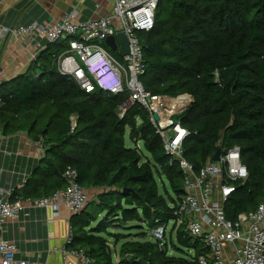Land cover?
<instances>
[{
  "label": "trees",
  "instance_id": "obj_1",
  "mask_svg": "<svg viewBox=\"0 0 264 264\" xmlns=\"http://www.w3.org/2000/svg\"><path fill=\"white\" fill-rule=\"evenodd\" d=\"M139 38L144 88L193 97L178 116L190 132L185 158L199 169L218 148L238 145L248 177L236 184L224 209L230 219L254 210L264 198V0H160L153 29ZM66 47V40L48 43L24 73L0 82L2 133L25 132L43 145L39 166L12 200L54 194L66 186L63 172L72 166L85 189L105 191L71 216L69 247L85 249L93 264H199L206 248L183 226H173L162 244L144 240L150 228L175 220L184 195L182 171L176 160L169 163L150 113L136 102L120 117L127 92L88 93L61 75L55 57ZM127 130L144 151L126 146ZM128 222L139 232L119 236L109 230ZM104 234L115 244L128 239L118 262Z\"/></svg>",
  "mask_w": 264,
  "mask_h": 264
},
{
  "label": "built area",
  "instance_id": "obj_2",
  "mask_svg": "<svg viewBox=\"0 0 264 264\" xmlns=\"http://www.w3.org/2000/svg\"><path fill=\"white\" fill-rule=\"evenodd\" d=\"M3 1V0H0ZM110 14L104 17L78 20L77 13L83 0H74V9L52 23L31 22L15 27H0V44L11 38L13 41L36 43L38 38L48 43L66 40L67 47L55 57L58 72L74 80L86 92L101 90L117 95L127 92L128 97L119 107L123 117L134 103L141 104L150 113L151 122L161 137L163 147L183 174V197L177 201L175 220L165 226L148 230L155 239L164 242L173 226H183L193 241L202 242L206 251L198 257L199 264H264V198L254 210L239 213L235 219L226 215L224 206L236 192L237 183H243L248 170L243 162L241 148L234 145L221 151L220 160H207L196 169L184 156V139L190 134L178 116L192 104V95L177 97L151 94L142 82L146 60L139 33L153 29L160 0H108ZM96 4V7H99ZM123 33L128 41V53L120 54L121 45L112 50L106 39ZM41 46V45H39ZM41 48L40 50H44ZM182 103L173 107V102ZM157 114L158 120L154 119ZM72 127L76 126V118ZM2 131L0 130V137ZM139 141L136 148L140 149ZM66 186L50 196L25 198L22 195L12 200L14 189L0 186V231L8 220L17 219L25 206L52 209L59 215L64 205L71 215L79 213L89 202L85 188L78 182V171L68 166L63 172ZM22 182L20 190L25 185ZM169 224L170 228H169ZM73 241V229L68 228L65 244L61 248L63 264H93L83 248L69 247ZM192 255L194 251L190 249ZM18 247L13 241L0 236V264H49L17 257Z\"/></svg>",
  "mask_w": 264,
  "mask_h": 264
},
{
  "label": "crops",
  "instance_id": "obj_3",
  "mask_svg": "<svg viewBox=\"0 0 264 264\" xmlns=\"http://www.w3.org/2000/svg\"><path fill=\"white\" fill-rule=\"evenodd\" d=\"M96 4L100 6L96 7ZM73 9L74 0H3L0 1V27H15L18 24H29L34 21L52 23L66 13L72 12ZM110 10L111 3L108 0H83L79 6L77 19L104 17L110 14ZM47 44L48 42L43 38H38L34 44H28L25 40L16 42L11 38L2 42L0 44V82L11 80L24 73L33 59L35 60L42 51L40 47L46 48ZM42 150V142L33 141L25 132L2 133L0 186L5 189L19 190L21 183L26 181L39 166ZM85 190L91 201L97 200L98 195L104 192L105 188L90 187ZM0 198L5 197L0 195ZM71 216L64 205H61L58 216L53 215L52 209L25 206L17 219L8 220L3 224L0 236L15 242L19 258L49 264H63L61 248L65 244ZM130 233L138 232L130 230L121 234L129 235ZM125 240L115 244L114 239H108L116 262L120 260V248ZM144 240L154 241V238L146 233ZM187 252L192 255L189 250ZM168 254L176 255L177 253L169 249Z\"/></svg>",
  "mask_w": 264,
  "mask_h": 264
},
{
  "label": "water",
  "instance_id": "obj_4",
  "mask_svg": "<svg viewBox=\"0 0 264 264\" xmlns=\"http://www.w3.org/2000/svg\"><path fill=\"white\" fill-rule=\"evenodd\" d=\"M120 43L121 45V49H120V54L121 55H125L128 53V41H127V38L126 36L123 34V33H119L116 37L115 36H110L106 39V44L114 51L117 50V41ZM46 49V48H45ZM44 49V50H45ZM43 51V50H42ZM154 119L155 120H158V116L157 114H154ZM221 151L222 149L221 148H218L214 157H213V160L214 161H219L220 160V155H221Z\"/></svg>",
  "mask_w": 264,
  "mask_h": 264
},
{
  "label": "rangeland",
  "instance_id": "obj_5",
  "mask_svg": "<svg viewBox=\"0 0 264 264\" xmlns=\"http://www.w3.org/2000/svg\"><path fill=\"white\" fill-rule=\"evenodd\" d=\"M34 60V59H33ZM24 72V71H23ZM128 132H129V130H127V133H126V135H125V144H126V146L127 147H135L136 146V143L129 137V135H128ZM139 147L141 148V149H143V145H142V142L141 141H139ZM143 151H144V149H143ZM144 154L145 155H148L146 152H144ZM132 224H134L133 222H128V223H125V224H121V225H118V224H116V225H112L111 227H110V231L112 232V233H114V234H118L119 236H122V234L121 233H126V232H128V231H132V232H139L138 230H134V229H132L133 227H132ZM170 225L171 224H169V228H170ZM104 236H106L108 239H111V240H113L114 238L112 237V236H108L107 234H104ZM185 252H187V250H185ZM192 253V252H191Z\"/></svg>",
  "mask_w": 264,
  "mask_h": 264
},
{
  "label": "bare ground",
  "instance_id": "obj_6",
  "mask_svg": "<svg viewBox=\"0 0 264 264\" xmlns=\"http://www.w3.org/2000/svg\"><path fill=\"white\" fill-rule=\"evenodd\" d=\"M182 103V99H178L177 101L173 102V107H175L177 104Z\"/></svg>",
  "mask_w": 264,
  "mask_h": 264
}]
</instances>
